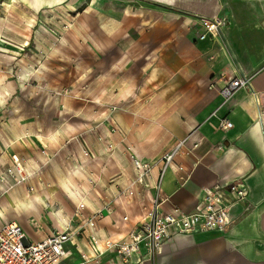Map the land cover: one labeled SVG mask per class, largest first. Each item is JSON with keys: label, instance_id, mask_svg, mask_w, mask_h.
Returning a JSON list of instances; mask_svg holds the SVG:
<instances>
[{"label": "crops", "instance_id": "obj_1", "mask_svg": "<svg viewBox=\"0 0 264 264\" xmlns=\"http://www.w3.org/2000/svg\"><path fill=\"white\" fill-rule=\"evenodd\" d=\"M1 1L14 9L21 8L25 17L60 8L73 14L83 2ZM104 3L109 4L111 14H121L107 17V46L115 45L123 37V51L118 52L146 69L140 85L125 86L120 91L116 122L125 134L129 153L149 164L154 183L161 173L164 155L184 142L175 153L173 167L164 171L158 211L178 208L192 214L201 205L203 190L223 179L242 180L249 191L244 202L232 207L234 221L230 227L193 236L177 235L165 245L162 255L146 260L145 264H264V0ZM218 17L227 20L219 37L200 41L204 31L201 21ZM117 23L122 24L120 29ZM116 31L120 33L117 37ZM239 76L247 78L248 86L228 101L208 88L213 77L221 78L222 84ZM255 94L261 96V106L256 104ZM221 119L231 122L233 128L219 130ZM140 189L133 198L122 196L118 190L113 200L120 205V212L111 216L103 212V223L111 225L117 221L120 227L105 230L99 221L95 230L89 228L102 239L101 249L104 240H126L129 228L145 221L157 192L149 190L143 196ZM18 200L22 202L19 196L13 198V207L5 201L4 212L12 213ZM79 202L87 208L86 202ZM29 208L25 214L17 209L22 215H29L33 210ZM123 217L128 222H123ZM3 223L6 222H0V228ZM19 225L31 242L41 240L30 238L24 226ZM59 230H63L62 226ZM89 231L86 230V236ZM80 235L66 245L65 251L70 255L60 264L114 261L116 254L111 252L95 259L90 239Z\"/></svg>", "mask_w": 264, "mask_h": 264}, {"label": "rangeland", "instance_id": "obj_2", "mask_svg": "<svg viewBox=\"0 0 264 264\" xmlns=\"http://www.w3.org/2000/svg\"><path fill=\"white\" fill-rule=\"evenodd\" d=\"M104 2L25 17L0 0V222H19L30 238L69 225L87 238L85 222L115 229L119 222L101 220L103 212H120L118 190L123 196L134 184L143 196L150 192L147 180L138 184L137 156L116 122L120 91L140 85L146 69L118 52L123 37L107 46V17L121 14ZM17 196L31 214L22 215L17 203L4 212Z\"/></svg>", "mask_w": 264, "mask_h": 264}, {"label": "built area", "instance_id": "obj_3", "mask_svg": "<svg viewBox=\"0 0 264 264\" xmlns=\"http://www.w3.org/2000/svg\"><path fill=\"white\" fill-rule=\"evenodd\" d=\"M226 25L225 18L203 19L201 26L204 31L199 36V40L203 41L208 37L218 38ZM220 82L221 78L213 77L208 83V88L220 94L224 101L231 99L239 89L248 86L247 78L241 76L231 78L222 84ZM260 98L261 96L255 94V102L258 106H261ZM218 128L227 131L233 128V124L221 119ZM183 144L184 142H180L175 151L164 155L161 173L154 183H151L150 166L135 157L134 167L138 173V184L142 185L143 180H147L148 188L157 192V199L152 200L153 207L147 212L145 221L129 228L126 240L106 239L101 249L102 239L92 232L95 230V223L85 222L86 228L92 230L88 238L93 253L97 255L95 259L104 252H111L116 254L115 259L105 264H145L146 260L162 255L165 245L177 235L193 236L196 233L224 231L233 224L232 207L244 202L249 194L242 180L223 179L208 186L203 190L201 205L192 214L184 213L178 208L171 212L158 211L157 200L162 191L161 181L164 171L173 167L175 153ZM135 192L133 184L128 186V190L123 192V195L126 198H133ZM80 206V209L85 207L83 204ZM122 221L128 222V218L123 217ZM78 235L79 233L68 228L63 232L57 231L41 240L31 242L19 224L3 223L0 228V264H60L70 255L65 251L66 245L74 243Z\"/></svg>", "mask_w": 264, "mask_h": 264}, {"label": "bare ground", "instance_id": "obj_4", "mask_svg": "<svg viewBox=\"0 0 264 264\" xmlns=\"http://www.w3.org/2000/svg\"><path fill=\"white\" fill-rule=\"evenodd\" d=\"M11 6H13V5H11ZM10 6V7H11ZM65 12H66V10H65ZM67 13V12H66ZM8 51H10V52H12V54H15V55H19V51L18 50H16V49H13V50H8ZM18 171L19 172H21L22 171V169H21V167L19 166L18 167ZM17 204H18V208H19V210H21V212L23 213V212H27L28 210H30V208L27 206V204L26 203H22L21 201H17ZM82 204V203H81ZM25 213H23V214H25Z\"/></svg>", "mask_w": 264, "mask_h": 264}, {"label": "clouds", "instance_id": "obj_5", "mask_svg": "<svg viewBox=\"0 0 264 264\" xmlns=\"http://www.w3.org/2000/svg\"><path fill=\"white\" fill-rule=\"evenodd\" d=\"M3 102H4L3 97L0 96V104H2Z\"/></svg>", "mask_w": 264, "mask_h": 264}]
</instances>
